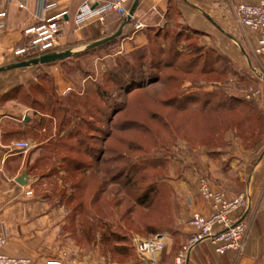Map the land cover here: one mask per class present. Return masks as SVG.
Masks as SVG:
<instances>
[{
	"label": "rangeland",
	"instance_id": "374dc122",
	"mask_svg": "<svg viewBox=\"0 0 264 264\" xmlns=\"http://www.w3.org/2000/svg\"><path fill=\"white\" fill-rule=\"evenodd\" d=\"M149 37L144 46L134 48L122 35L95 49L74 46V56L34 66L31 75L17 80L13 93L20 113L24 110L26 117L45 120L42 130L34 125L33 135L22 138L36 154L32 172L39 180L33 194L64 205L68 213L84 202L80 228L96 226L99 240L105 228L116 229L117 238L127 234L134 249L139 240L171 234L179 226L177 215L179 219L185 205L177 199L171 182L172 164L175 160L181 166L186 164L187 148H216L207 143L214 138L208 129L216 115H205L219 95L253 101L261 118L247 119L241 128L245 133H261L242 136L229 128L222 132L218 147H225L233 137L242 146L240 151L254 162L264 151V80L259 76L264 75V54L247 47L240 60L226 55V62L218 61L201 35L176 17L157 36ZM208 57L217 71L200 70ZM19 60L23 59L13 62ZM47 99H51L49 110L34 102ZM231 130L236 133L230 135ZM59 140L66 151L57 153L54 146ZM233 140H229L232 145ZM73 160L82 164V171H72L68 162ZM128 178L130 183L124 184ZM78 181L82 190L72 188ZM144 192L154 197L136 203ZM130 206L133 213L122 219ZM68 221L75 225L70 217ZM84 234L81 240L88 247L94 239L90 241ZM103 251L108 253L110 247L105 244Z\"/></svg>",
	"mask_w": 264,
	"mask_h": 264
},
{
	"label": "crops",
	"instance_id": "0c3cea01",
	"mask_svg": "<svg viewBox=\"0 0 264 264\" xmlns=\"http://www.w3.org/2000/svg\"><path fill=\"white\" fill-rule=\"evenodd\" d=\"M92 1L95 0H48L55 7L43 11L38 0H0V11H6L0 18V66L15 61V48L27 43L24 32L27 28L57 13L64 14L57 51L74 46L84 48L115 33L124 20L117 13L108 12L102 18L96 15L78 19L81 8ZM257 1L140 0L131 23L124 27L122 38L127 45L134 44L133 48L142 47L151 34L170 26L176 17L201 35L208 48L240 60L243 48L254 50L258 34L239 23L236 9L240 3ZM22 2L24 7L20 6ZM33 67L3 72L11 73L7 76L0 73V234L7 236L2 253L31 258L34 264H148L136 249L129 248V241L122 238L124 235L112 242L120 248L118 252L105 253V244L100 248L103 242L98 239V232L87 247L81 240L80 224L69 223V213L64 205L27 193L39 180L32 172L36 154L18 148L17 143L27 142L22 139L26 134L21 132L35 122L34 117H26V111L20 113L17 94L13 93L18 87L17 80L31 75ZM20 114L25 119L22 120ZM229 132L234 135L236 130ZM230 139L235 140L233 145ZM230 139L225 147L187 148L186 164L181 166L176 160L172 164L171 182L185 209H181L179 219L177 215L179 226L165 235L164 263L174 262L178 251L195 231L189 224L193 212H210L209 204L200 197L198 189L199 178L205 177L213 188L224 191L230 198L246 195V206L233 214L234 219L247 225L245 245L240 252L219 255L210 241H202L189 253L187 264H264V151L254 162L250 155L240 151L242 146L235 143V138ZM25 173L27 182L21 184L18 180Z\"/></svg>",
	"mask_w": 264,
	"mask_h": 264
},
{
	"label": "built area",
	"instance_id": "2783aa9c",
	"mask_svg": "<svg viewBox=\"0 0 264 264\" xmlns=\"http://www.w3.org/2000/svg\"><path fill=\"white\" fill-rule=\"evenodd\" d=\"M130 2L131 0H95L86 3L81 8L78 19L84 20L96 15L102 18L108 12L117 13L125 19L129 13ZM38 3L39 8L43 11H49L55 7V4H51L48 0H38ZM93 3H95V7H93ZM24 5V2L20 4L21 7ZM236 12L239 23L244 28L258 34L255 49L257 53L264 54V0L240 3ZM5 15V10L0 11V18ZM63 16V13H57L49 19L27 28L24 31L28 37L27 43L15 48V56L28 58L33 54L40 56L54 51L57 48L58 35L63 26ZM17 147L27 149L29 143L19 142ZM198 185L199 195L209 204L210 212L208 214L193 212L189 224L195 231L183 244L171 264H187L188 255L194 246L206 240L211 242L214 251L219 255L240 252L244 248L247 225L240 219H234L233 214L246 206V195L243 193L230 198L224 191L213 188L204 177L200 179ZM27 193L33 194L32 190ZM6 242L7 236L0 234V264H34L31 258L10 257L2 253ZM166 247V238L163 234L139 240L136 244L138 254L148 264H166L162 260V254Z\"/></svg>",
	"mask_w": 264,
	"mask_h": 264
},
{
	"label": "trees",
	"instance_id": "16d2710c",
	"mask_svg": "<svg viewBox=\"0 0 264 264\" xmlns=\"http://www.w3.org/2000/svg\"><path fill=\"white\" fill-rule=\"evenodd\" d=\"M157 36L154 35V37ZM95 49V48H94ZM210 50V52L212 54H216L217 60L219 61H225L226 62V56L218 53L216 51V49L214 48H208ZM37 55L33 54L31 56L28 57H35ZM20 59V57H17ZM21 59H26L24 57H21ZM210 58L208 57L207 61L202 65V68H200L201 71L203 72H211V71H217L218 68H213V66H210V62H209ZM192 63V62H191ZM183 64V63H182ZM180 64L178 66L179 69H182V67L184 65ZM193 64V63H192ZM189 68V65L187 66ZM190 69H192L190 67ZM225 70V67L223 69V71ZM190 71V70H187ZM16 89V88H15ZM202 96L198 97L197 99H200ZM196 98V97H195ZM49 100L51 99H47L45 103H38L39 101H34L35 103H37L38 106H40V109L44 110V109H48L51 107V103H49ZM196 101V100H195ZM215 101V100H214ZM208 103H212L211 101H205L204 104L202 105V108H207L208 107ZM54 104V103H52ZM208 104V105H207ZM196 105V104H193ZM212 107L209 108L208 111H206V115L205 117H210L212 114H215L216 116H214L213 118L215 119V122L213 123L214 125H212V127L210 129H208V131H212V135L214 134V138L213 136L211 137V139H208L209 141L207 142L208 145L210 147H218V144L222 142V132L226 131L227 129H236L239 132V135H247L249 137L252 136H257L260 135L261 132L257 131L255 132H249V133H245L244 131H242L241 125L242 123L246 122L247 119H252V117L258 118L260 119L261 116L258 115V106H256V104L251 101V100H247L245 98H241L238 96H226V95H219L218 100H216L215 102L212 103ZM195 107H199V106H195ZM40 111V110H39ZM53 112V115L56 116L58 115V113L56 112V110H51ZM43 115V114H42ZM39 120H34L35 125L38 126V130H42L43 124H44V118L42 116H38ZM218 125V127H217ZM37 126H32L28 129H26V131H23L21 133H24V135L26 134V136H30L33 135V133H31ZM259 129V125H256ZM256 134V135H255ZM242 135V136H243ZM247 141V144H250V142H248V139H245ZM257 142L256 140L254 141V143ZM66 146L64 143L61 142V140H59L55 146H54V151L59 153V152H63L66 151ZM75 149V148H74ZM71 148H69L68 151H70ZM87 151V150H86ZM88 153V152H87ZM40 162V161H39ZM68 165L72 168V171L74 172H79L82 171L83 167L82 164L80 162H76L75 160L73 161H69ZM130 172H128L129 175ZM131 178L127 179V182H125L124 184L130 183ZM73 189H78V190H82V186L80 181L78 182H74L72 185ZM71 197H74V194H71ZM153 194H151V192H144L142 194L139 195L138 198L135 199V202L140 204V203H146L147 201L152 200L153 198ZM91 202H94V198H92L90 200ZM90 202V204H91ZM84 202H80L78 204V206H76L75 208H73L70 212H69V217L72 219L73 223L75 224H80V217L81 215L84 213V208H83ZM149 205V204H146ZM131 207V206H130ZM90 209V206H89ZM132 207L131 209L122 215V219H126L128 218L130 214H132ZM108 227V226H107ZM92 229V225L87 227V228H81L82 233L84 231V235H86L89 240H93L95 238V232L97 230L96 226H93ZM121 229V228H120ZM94 231V232H93ZM122 233V232H121ZM117 234H118V230L113 229V228H105L102 232H100L101 238H102V242L105 243L108 247H110V251L112 252H118V250L120 249L117 245L113 244V241H116L118 239H121L120 237L117 238ZM124 235V237H122L124 240H128L127 238V234H122ZM129 241V240H128ZM130 243V242H129ZM129 248H131L129 246Z\"/></svg>",
	"mask_w": 264,
	"mask_h": 264
},
{
	"label": "water",
	"instance_id": "95a60500",
	"mask_svg": "<svg viewBox=\"0 0 264 264\" xmlns=\"http://www.w3.org/2000/svg\"><path fill=\"white\" fill-rule=\"evenodd\" d=\"M139 2H140V0H134L133 1L128 15L123 20L121 26L119 27V29L115 33H113V34H111L105 38H102L100 40H97L95 42H92L91 44L87 45L84 50H90V49L97 48V47L105 45L111 41H114L118 37H120L123 34L124 27L127 24L131 23L132 17H133V15H134V13H135L138 5H139ZM76 53L77 52H75L71 49H66L63 51H57V50L50 51V52H47V53L42 54L40 56H36V57L28 58V59H23V60L12 62V63L6 64V65H2V66H0V73L19 69V68H26V67L37 66V65L52 64V63H55L58 61H63L67 58H70V57L74 56ZM259 76H261V78L264 80V75L262 73H259ZM27 178H28V175H27V173H25L24 176L19 178L18 181L21 184H25L27 182Z\"/></svg>",
	"mask_w": 264,
	"mask_h": 264
}]
</instances>
